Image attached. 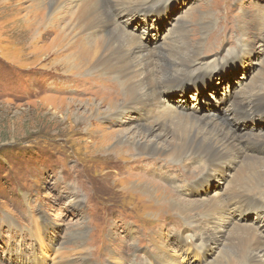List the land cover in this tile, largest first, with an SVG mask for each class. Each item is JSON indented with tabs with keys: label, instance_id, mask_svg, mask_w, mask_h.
Instances as JSON below:
<instances>
[{
	"label": "rangeland",
	"instance_id": "rangeland-1",
	"mask_svg": "<svg viewBox=\"0 0 264 264\" xmlns=\"http://www.w3.org/2000/svg\"><path fill=\"white\" fill-rule=\"evenodd\" d=\"M35 1L0 0V264H165L166 257L170 264H212L240 258L250 231L264 248V190L243 210L210 223L204 217L198 226L159 205L168 193L188 204L226 198L242 158L206 168L203 159L113 154L111 137L143 132L148 114L135 107L108 112L102 100L109 83L101 78L118 80L80 74L75 44L58 40L69 19L56 30L49 22L40 27L38 19L51 17V0H40V12ZM263 17L264 0H148L111 15L148 54L172 46L197 52L199 60L158 92L162 109L256 136L264 135V110L240 124L229 104L264 81ZM183 24L184 44L176 34ZM142 183L157 187L154 198L138 193Z\"/></svg>",
	"mask_w": 264,
	"mask_h": 264
},
{
	"label": "bare ground",
	"instance_id": "bare-ground-1",
	"mask_svg": "<svg viewBox=\"0 0 264 264\" xmlns=\"http://www.w3.org/2000/svg\"><path fill=\"white\" fill-rule=\"evenodd\" d=\"M147 1L51 0L48 4L51 17L45 20L44 16H42L38 20H41L39 22L40 27H44L49 22L50 28L53 26L56 30L59 25L58 23H60L59 20L69 19L67 24L71 27L68 28V25L64 26L63 31L58 34V40H64L65 36H67L68 41H71V44H75L77 49L72 56L76 55L74 61H77V64H79V66H75L77 71L85 75L100 73L101 77L112 76L113 80H118L119 86L112 84L106 78H101L109 83V92L106 94L109 99L102 100V103L107 106L108 112L119 115L120 112L135 107L133 109H137L138 111L144 108L145 114H148V125L140 126L143 132L135 131L126 133L125 135L120 134L121 136L115 138L114 136L111 137L110 140H113V147L116 149L113 151V154L133 156L136 152H139L159 157L173 155L176 158L175 160L182 159L195 163H198L199 159H203L206 168L213 165L222 166L227 160L238 162L236 160L240 157L242 158V168L239 170V174L233 178L228 192L226 190L228 194L226 198L211 197L207 200H197L195 203L188 204L177 199H172V196L167 192L169 197H163V203L160 202L161 204H159L161 207L181 215L184 220H189L190 224H194L192 226H198L204 217H207V223H210L211 220L217 217L220 218L231 210L241 211L248 207L245 203L249 200L253 202L250 198L264 190V159H262V157L264 158L262 156L264 155V135L256 136L246 131L236 134L231 129L230 124L218 123L213 120L206 121V119L201 117L167 113L164 108L162 109V106L158 105L160 103L157 100L158 92L159 94L160 91L162 93L164 86L186 73L199 60V56L195 50L192 52L183 49L185 47L179 48L178 46L163 48L162 52H154L155 54L152 52L153 55L151 53L148 54L146 53L147 51L145 52L136 43L134 35L131 36L118 25H115V22H113L115 17L111 18L112 14L118 15L131 9L133 10V7H140V5H143ZM35 2L37 3H35V6L38 12H40L39 6H42V1L36 0ZM66 3L69 5L65 6L67 5ZM63 8H67L68 11L70 10V13L62 16V13H64L62 11ZM36 13L34 12L35 15ZM185 30L186 24H183L176 33L178 36H182V38L178 37V40H182L183 44L185 42ZM79 37L81 38L76 46L77 38ZM101 79H98V82H101L99 81ZM112 88L115 90L114 92L111 91ZM250 89L246 93L241 92V90L239 93L242 94L233 97L229 104V108L231 107L229 109L231 118L240 124L244 122L245 118L250 119V117L256 116V113L264 110V81L260 83L257 89ZM117 90L120 92L115 94ZM119 95L122 97L118 98ZM155 110L157 111L154 112ZM157 114L161 115L159 117L154 116ZM238 116L244 117L239 119ZM140 128L136 129L139 130ZM171 137H174L176 140H180L181 138L183 140L181 146L170 147L167 141ZM241 144L244 147L240 146ZM247 150L253 153H246ZM132 156L130 159L133 160L141 157L132 158ZM141 162L140 160L136 164L140 165ZM137 189L138 193L148 194V199L150 197L154 198L153 194L159 191L155 185L153 186L149 183H142ZM162 190L165 191L164 189ZM156 196L158 198L161 197L159 193ZM224 209H226V213H217L219 210ZM237 235L240 234L237 233ZM197 236L200 240L207 237L203 232L197 234ZM248 236V238L241 240V245L243 244L244 247L241 249L240 258H230L220 262H218L219 259L217 258V262L212 264H240V260H242L241 264H264V261H262L264 248L257 239L252 238L251 231L248 233ZM259 254H261V257ZM163 259H166L165 264L172 263L167 257ZM44 260L41 258L37 264H41L42 262L46 264ZM119 260L120 263L123 262L122 258ZM55 264H58V261ZM84 264H88L86 259H84Z\"/></svg>",
	"mask_w": 264,
	"mask_h": 264
}]
</instances>
